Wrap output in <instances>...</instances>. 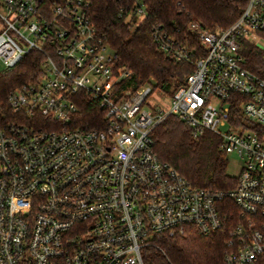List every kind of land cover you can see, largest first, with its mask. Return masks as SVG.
Here are the masks:
<instances>
[{"label": "built area", "instance_id": "2783aa9c", "mask_svg": "<svg viewBox=\"0 0 264 264\" xmlns=\"http://www.w3.org/2000/svg\"><path fill=\"white\" fill-rule=\"evenodd\" d=\"M88 2L0 0V69L42 54L0 95V264H144L156 235L186 228H226L221 264H264V75L242 53L244 42L264 50V0H246L217 31L189 21L203 47L195 58L154 27L158 48L193 66L168 107L116 65ZM85 101L92 126L80 122ZM170 114L236 151L234 186L195 185L157 156L152 131Z\"/></svg>", "mask_w": 264, "mask_h": 264}, {"label": "trees", "instance_id": "16d2710c", "mask_svg": "<svg viewBox=\"0 0 264 264\" xmlns=\"http://www.w3.org/2000/svg\"><path fill=\"white\" fill-rule=\"evenodd\" d=\"M54 0H44L49 6ZM88 14L97 31L115 54L116 65L131 71L134 85L151 83L167 95L184 83L192 63L178 61L158 48L152 30L160 26L169 37L194 49L193 58L203 52L196 35L187 24L196 20L217 31L233 22L246 0H88ZM144 5L140 18L135 8ZM121 13V14H120ZM120 14V15H119ZM244 66L264 75V50L244 42ZM42 54L31 50L12 67L0 69V95L31 75ZM88 101L80 104V122L92 126L98 114ZM238 113V107L236 108ZM240 114V112H239ZM153 149L191 183L225 190L236 177L226 171L227 161L219 147V138L209 130L193 135L192 128L176 115H167L152 131ZM228 239L226 228L203 235L193 228L180 234H159L142 251L144 264H221Z\"/></svg>", "mask_w": 264, "mask_h": 264}, {"label": "rangeland", "instance_id": "374dc122", "mask_svg": "<svg viewBox=\"0 0 264 264\" xmlns=\"http://www.w3.org/2000/svg\"><path fill=\"white\" fill-rule=\"evenodd\" d=\"M141 16H139L138 19H140ZM162 99V101H157V98ZM149 99L152 100L153 105L160 103L164 107H168L170 104L169 97L165 92H161L160 90L156 89L155 94H151ZM223 130V127H221ZM223 156L226 158L227 161V166H226V171L229 175L236 176L241 164V159L239 158L238 154L236 151H231V152H223Z\"/></svg>", "mask_w": 264, "mask_h": 264}]
</instances>
